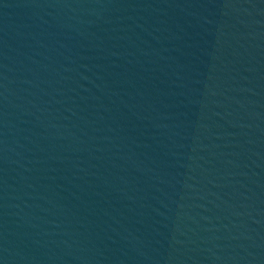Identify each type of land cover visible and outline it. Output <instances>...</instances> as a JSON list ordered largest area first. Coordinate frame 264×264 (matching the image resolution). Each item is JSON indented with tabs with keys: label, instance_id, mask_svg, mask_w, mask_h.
I'll return each instance as SVG.
<instances>
[{
	"label": "water",
	"instance_id": "1",
	"mask_svg": "<svg viewBox=\"0 0 264 264\" xmlns=\"http://www.w3.org/2000/svg\"><path fill=\"white\" fill-rule=\"evenodd\" d=\"M0 264H264V0H0Z\"/></svg>",
	"mask_w": 264,
	"mask_h": 264
}]
</instances>
